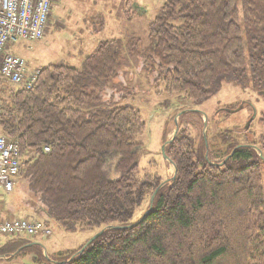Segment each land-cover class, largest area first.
<instances>
[{
    "label": "trees",
    "instance_id": "1",
    "mask_svg": "<svg viewBox=\"0 0 264 264\" xmlns=\"http://www.w3.org/2000/svg\"><path fill=\"white\" fill-rule=\"evenodd\" d=\"M131 5L126 0V17ZM147 41L140 50L135 38L100 40L80 69L43 66L30 89L0 80L1 132L20 150L14 196L29 212L9 220L103 231L52 258L27 246L29 238H12L0 257L11 262L32 250L31 262L12 264H264V155L232 144L219 163H201L182 122L165 147L175 177L131 226L162 180L138 167L145 123L118 103L115 82L126 49L151 84L183 104L203 103L226 77H249L264 99V0H166ZM259 123L264 128V108Z\"/></svg>",
    "mask_w": 264,
    "mask_h": 264
},
{
    "label": "rangeland",
    "instance_id": "2",
    "mask_svg": "<svg viewBox=\"0 0 264 264\" xmlns=\"http://www.w3.org/2000/svg\"><path fill=\"white\" fill-rule=\"evenodd\" d=\"M165 1L131 0L129 11L133 14L126 17V0H56L44 38L36 42L21 41L11 45L9 51L23 57L33 67L30 70H38L49 64L80 69L85 56L103 39L135 38L139 40V49L143 50L148 45V25ZM122 52L126 60L122 74L115 81L116 89H121L117 101L138 110L145 123V131L138 139L137 164L141 172L156 175L162 183L173 177L174 167L164 159L162 148L174 134L175 118L184 113L190 114L177 119L178 128L179 122L188 128L199 148L197 158L201 163H219L232 144L252 145L259 156L264 155V128L259 123L264 99L249 77L236 81L226 77L217 92L203 103L183 104L180 99L163 93L162 86L151 84L146 72L139 71L136 59L129 57L126 49ZM17 186L18 181L15 190ZM15 190L11 194L0 191V218L3 220L25 218L26 212L29 213L25 207L20 209ZM8 205L15 206L14 213L7 214ZM146 206L147 202L137 210L131 222L141 217ZM50 228L49 237L29 238L42 245L40 249L45 258H52L60 251L76 250L97 234V230L67 233L53 224ZM9 240L12 239L0 237V245ZM32 255V250H26L25 256L12 258L11 262L6 256L2 257L0 264L31 262Z\"/></svg>",
    "mask_w": 264,
    "mask_h": 264
},
{
    "label": "built area",
    "instance_id": "3",
    "mask_svg": "<svg viewBox=\"0 0 264 264\" xmlns=\"http://www.w3.org/2000/svg\"><path fill=\"white\" fill-rule=\"evenodd\" d=\"M56 0H0V80L19 88L30 89L37 81L39 69L29 70L24 58L9 51L21 41L42 40L48 29ZM4 111L0 105V191L14 192L21 167L19 146L1 132ZM49 152L48 148H44ZM49 226L23 218L13 221L0 218V237H49Z\"/></svg>",
    "mask_w": 264,
    "mask_h": 264
},
{
    "label": "water",
    "instance_id": "4",
    "mask_svg": "<svg viewBox=\"0 0 264 264\" xmlns=\"http://www.w3.org/2000/svg\"><path fill=\"white\" fill-rule=\"evenodd\" d=\"M179 116H180V115H177V117H176L175 120H174V123H175V129H174V134H173L172 138H171L170 140L166 141V142H165V145H164L163 148H162V154H163L164 159L167 160V161H169V163L174 167V175H173V177H172L170 180L164 181L163 183H161V184L157 187V189L154 191L153 195L151 196L148 211H147V212L141 217V219H140L138 222L134 223V224L131 225V226H136V225H138L139 223H141V222L146 218L147 214L150 212V210H151V208H152L153 200H154V197H155L156 193L158 192V190H159L163 185H165L168 181H172V180L174 179V177H175L176 169H175V166L173 165V163H172L170 160H168V159L166 158V155H165V147H166V145H168V144H169V143L175 138V136H176V134H177V131H178V122H177V119L179 118ZM260 156H261V154H260ZM261 157H262V156H261ZM131 226H126V227H112V226H110V227H107V229H127V228H130ZM102 232H103V231H100L99 233H97V234H95L93 237H91V238H90V239L84 244L83 249H84L87 245H89L93 240H95V239H96V238H97ZM31 245H37V246H39V247H42L41 244L36 243V242H32V243H30V244L27 245V246H31ZM83 249H82V250H83ZM82 250H81V251H82ZM19 251H20V250H18L17 252H19ZM81 251H80V252H81ZM1 258H2V257H0V259H1Z\"/></svg>",
    "mask_w": 264,
    "mask_h": 264
},
{
    "label": "crops",
    "instance_id": "5",
    "mask_svg": "<svg viewBox=\"0 0 264 264\" xmlns=\"http://www.w3.org/2000/svg\"><path fill=\"white\" fill-rule=\"evenodd\" d=\"M54 6H55V4H54ZM54 6H53V8H54ZM52 12H53V9H52ZM51 15L53 16V13H52ZM22 58H23V57H22ZM27 67H28L29 70H30L31 68H33L32 66H29L28 63H27ZM41 68H42V67H41ZM7 209L10 210V211L13 212V213L15 212V206H12V207H11V205H8V206H7Z\"/></svg>",
    "mask_w": 264,
    "mask_h": 264
}]
</instances>
